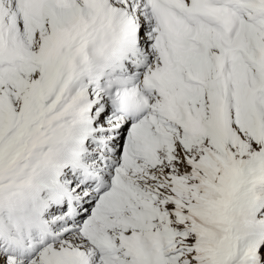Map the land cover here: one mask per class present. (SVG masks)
Segmentation results:
<instances>
[{"label": "snow or ice", "instance_id": "6c2138e0", "mask_svg": "<svg viewBox=\"0 0 264 264\" xmlns=\"http://www.w3.org/2000/svg\"><path fill=\"white\" fill-rule=\"evenodd\" d=\"M0 264H264V0H0Z\"/></svg>", "mask_w": 264, "mask_h": 264}]
</instances>
